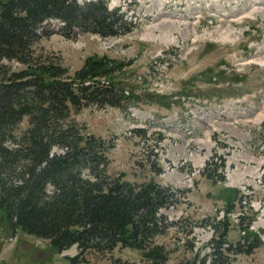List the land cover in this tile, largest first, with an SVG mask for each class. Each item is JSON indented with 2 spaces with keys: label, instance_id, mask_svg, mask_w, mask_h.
I'll list each match as a JSON object with an SVG mask.
<instances>
[{
  "label": "rangeland",
  "instance_id": "374dc122",
  "mask_svg": "<svg viewBox=\"0 0 264 264\" xmlns=\"http://www.w3.org/2000/svg\"><path fill=\"white\" fill-rule=\"evenodd\" d=\"M109 3L125 12L126 33L67 38L50 18L44 26L53 34L33 45L36 55L59 61L69 75L96 53L131 63L118 76L139 102L87 106L72 110L73 118L113 145L110 176L155 180L177 191L176 206L162 210L169 228L155 238L168 252L166 264H214L219 254L229 264H264V0ZM28 127L25 117L17 131ZM248 231L261 246L234 254L248 245ZM77 253L76 245L61 253L47 239L0 224V264H74L66 256ZM87 258L78 264H147L141 251L120 246L110 256Z\"/></svg>",
  "mask_w": 264,
  "mask_h": 264
},
{
  "label": "trees",
  "instance_id": "16d2710c",
  "mask_svg": "<svg viewBox=\"0 0 264 264\" xmlns=\"http://www.w3.org/2000/svg\"><path fill=\"white\" fill-rule=\"evenodd\" d=\"M50 18L67 38L130 30L125 12L110 9L107 0H0V224L47 239L58 252L76 245L78 254L69 257L74 264L89 262V254L110 256L119 246L138 249L147 264H166L168 252L155 238L169 228L162 210L176 206L177 191L155 180L136 184L110 176L113 145L84 132L71 113L139 102L140 95L125 94L118 76L131 63L94 54L69 75L59 61L33 50L53 34L44 26ZM3 60L25 67L11 70ZM151 96L164 104L160 95ZM25 117L29 127L17 131ZM234 204L228 203L226 218ZM244 238L248 245L234 254L254 253L262 244L255 232ZM213 263L229 264L221 254Z\"/></svg>",
  "mask_w": 264,
  "mask_h": 264
}]
</instances>
